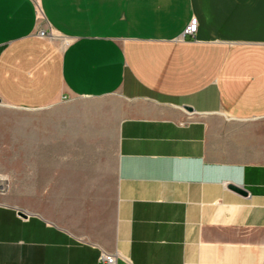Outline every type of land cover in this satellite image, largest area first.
<instances>
[{
    "label": "crops",
    "instance_id": "1",
    "mask_svg": "<svg viewBox=\"0 0 264 264\" xmlns=\"http://www.w3.org/2000/svg\"><path fill=\"white\" fill-rule=\"evenodd\" d=\"M0 103V264H264V0H0Z\"/></svg>",
    "mask_w": 264,
    "mask_h": 264
},
{
    "label": "rangeland",
    "instance_id": "2",
    "mask_svg": "<svg viewBox=\"0 0 264 264\" xmlns=\"http://www.w3.org/2000/svg\"><path fill=\"white\" fill-rule=\"evenodd\" d=\"M104 106V100H76L74 102L63 101L59 104L51 106L50 108L64 112L68 109L74 108H98ZM12 109L3 106L0 103V179H2V184L4 192L8 190V179H9V120L14 118L16 115L18 126H24L25 124H34L36 120L40 119L37 113H14ZM23 128V127H22ZM19 130V129H18ZM23 151V148H22ZM24 167V166H22ZM4 194V193H3ZM4 195L0 193V198Z\"/></svg>",
    "mask_w": 264,
    "mask_h": 264
},
{
    "label": "built area",
    "instance_id": "3",
    "mask_svg": "<svg viewBox=\"0 0 264 264\" xmlns=\"http://www.w3.org/2000/svg\"><path fill=\"white\" fill-rule=\"evenodd\" d=\"M196 30H197V18L193 16L192 18H190L188 24L183 29L180 39H184L186 37H193ZM36 34L42 38H46V37L52 38L53 37V35H51V33H48L45 29L37 30ZM3 192H4L3 185H0V193H3ZM99 261L103 264H115L116 255L102 253L99 256Z\"/></svg>",
    "mask_w": 264,
    "mask_h": 264
},
{
    "label": "water",
    "instance_id": "4",
    "mask_svg": "<svg viewBox=\"0 0 264 264\" xmlns=\"http://www.w3.org/2000/svg\"><path fill=\"white\" fill-rule=\"evenodd\" d=\"M184 109L188 110V111H191L192 109L188 106H184ZM231 189H233L234 191L238 192V193H241L243 195H245V192L243 190H241L239 187H236V186H230ZM19 215L22 216V217H25V214L23 212H19Z\"/></svg>",
    "mask_w": 264,
    "mask_h": 264
}]
</instances>
